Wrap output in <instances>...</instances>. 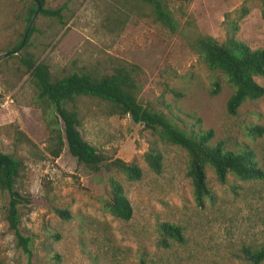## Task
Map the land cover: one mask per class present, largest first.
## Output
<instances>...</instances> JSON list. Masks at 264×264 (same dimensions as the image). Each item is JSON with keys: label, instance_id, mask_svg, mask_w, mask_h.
<instances>
[{"label": "rangeland", "instance_id": "1", "mask_svg": "<svg viewBox=\"0 0 264 264\" xmlns=\"http://www.w3.org/2000/svg\"><path fill=\"white\" fill-rule=\"evenodd\" d=\"M36 1L0 0V55L22 40ZM168 3L175 31L156 22L150 6L138 0H44L45 8L61 7V17L37 12L28 45L0 58V151L21 161L16 187L30 200L20 205V229L32 238L34 264H252L242 247L264 244V179L229 175L220 183L208 167L215 199L198 206L186 175V152L159 141L129 115L110 113L104 100H77L78 129L105 162L116 157L135 161L143 171L139 180L104 166L94 170L78 162L66 146L58 158L47 153L49 132L29 72L20 61L25 50L46 63L54 76L73 71L109 74L115 67L136 65L137 99L143 106L185 130L211 128L213 141L223 140L232 149L248 145L264 168V134L253 138L245 129L250 123L264 126V97L247 100L236 114H229L231 85L192 47L201 35L223 41L226 14L235 20L236 11L245 7L236 37L251 48H264L260 0ZM216 78L220 90L213 95ZM255 80L264 87V77ZM151 142L163 153L160 173L151 171L143 158ZM110 176L121 182L132 205L129 220L103 208ZM6 201L0 192V264H26L5 221ZM55 207L68 209L72 217H58ZM162 221L181 225L185 241H173L168 248L159 245L157 226Z\"/></svg>", "mask_w": 264, "mask_h": 264}, {"label": "trees", "instance_id": "2", "mask_svg": "<svg viewBox=\"0 0 264 264\" xmlns=\"http://www.w3.org/2000/svg\"><path fill=\"white\" fill-rule=\"evenodd\" d=\"M43 1H36L34 12L40 6L38 11L40 14L61 17V7L45 8ZM138 1L150 6L151 14L156 22L170 31L176 30L177 22L168 0ZM260 2L261 17L264 20V0ZM236 13L238 15L235 20L230 19L229 14H226V35L223 41L212 36L201 35L192 43L193 49L202 62L210 70L222 74L226 82L231 85L232 92L226 102V110L231 115L236 114L243 102L264 97V87L255 80L257 76L264 77V48H251L236 37L239 29L238 22L247 13V9L241 7ZM32 14L27 18V24ZM33 30L34 27L31 24L20 49L28 45ZM21 41L6 53L12 51L14 53ZM20 61L27 68L29 79L35 88V103L41 109L49 132L47 153L53 158H58L66 146L68 152L78 162L94 170L104 166L108 171L120 172L131 181L142 177V168L135 161H125L116 157L105 162L103 155L83 139L78 129L80 119L76 102L80 97L88 96L108 102L112 114L129 115L135 123L142 124L144 128L157 136L159 141L182 148L187 155L186 175L190 178L194 199L198 206L203 207L207 200L215 199V193L208 185V167L212 168L220 183H225L229 175L246 181L264 179V168L259 165L255 151L248 145L244 144L237 149H232L223 140L213 141L214 130L211 128L185 130L168 119L165 114L143 106L137 99L138 85L134 73L137 69L136 65L118 66L109 74L95 75L88 71H73L62 76H54L49 66L42 61L34 60L33 54L28 50L24 51ZM213 86L211 94L214 95L220 90L219 79H215ZM196 120L200 123L199 118ZM245 129L247 135L253 138L264 134V126L259 124L250 123ZM18 134L31 143L30 138L22 131L19 130ZM155 142H151L143 153V158L151 171L160 173L164 158ZM20 168L19 158L11 153L0 151V192L7 200L5 221L9 230L13 232L16 247L26 258V264H34L32 238L23 234L20 229V205L30 200L16 187ZM103 208L114 217L123 220H129L133 214L132 205L124 192L123 185L113 176L109 177V198L103 201ZM54 212L64 220L72 217L71 212L65 208L55 207ZM157 230L160 235L157 243L162 247H170L173 241L178 243L185 241L183 228L179 224L162 221L158 223ZM55 237L57 238L58 235ZM242 254L252 264H260L264 261V244L257 249L243 246ZM57 257L59 256L56 255L55 259Z\"/></svg>", "mask_w": 264, "mask_h": 264}, {"label": "water", "instance_id": "3", "mask_svg": "<svg viewBox=\"0 0 264 264\" xmlns=\"http://www.w3.org/2000/svg\"><path fill=\"white\" fill-rule=\"evenodd\" d=\"M39 8H40V6H38V9L32 14V16H31V18H30V20H29V22H28V24H27V27H26V30H25V33H24L23 39H22V41H21V43H20V45H19V47H18L17 50H19V49L23 46V44H24V42H25V39H26L27 32H28V30H29V28H30V26H31V24H32V22H33L34 16H35L36 13L39 11ZM17 50L14 51V53H16ZM9 53H13V51H12V52H8V53L1 54V55H0V58L7 56Z\"/></svg>", "mask_w": 264, "mask_h": 264}]
</instances>
